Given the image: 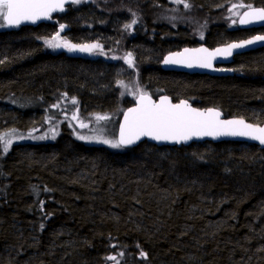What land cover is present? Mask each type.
<instances>
[{
	"label": "trees",
	"instance_id": "16d2710c",
	"mask_svg": "<svg viewBox=\"0 0 264 264\" xmlns=\"http://www.w3.org/2000/svg\"><path fill=\"white\" fill-rule=\"evenodd\" d=\"M185 2L190 7L176 0L99 2L104 11L128 18L119 28L108 27L118 38L104 50L106 58L151 57L155 31L163 56L207 33L209 45L237 39L229 31L237 16L229 9L247 2ZM81 10L87 43L95 41L91 29L97 24L117 22ZM154 24L161 28L152 29ZM44 26L0 29V136L12 140L7 152L0 142V264H264V150L234 143L118 150L100 142L107 138L98 129L48 125L58 100L73 97L84 109L102 110L115 97L91 59L45 52L39 41ZM124 29L128 35L121 39ZM134 68L127 66L147 82L141 93L191 89L202 106L221 105L233 117L237 102L264 101V85L237 90L236 77L210 81L206 89L201 83L183 86L155 65Z\"/></svg>",
	"mask_w": 264,
	"mask_h": 264
},
{
	"label": "snow or ice",
	"instance_id": "6c2138e0",
	"mask_svg": "<svg viewBox=\"0 0 264 264\" xmlns=\"http://www.w3.org/2000/svg\"><path fill=\"white\" fill-rule=\"evenodd\" d=\"M66 0H0V24L7 26H18L22 22L31 21L35 23L42 18H51V14L57 10L63 11ZM81 0H71V3L78 4ZM177 3H184V6L190 7L185 0H176ZM246 8L242 14L235 9ZM233 16L239 17L240 24H250L256 21H264V8H254L251 4L243 3L234 4L229 9ZM136 21L133 20V24ZM233 20V23H236ZM64 25H60L61 31ZM131 27V25H126ZM257 41H264V35L255 36L250 40L240 43L228 44L224 48H218L209 52L206 48L185 49L184 53L176 54V57H168L164 62L167 63H186L189 67L196 64L200 67H212V60L217 56H230L233 49L243 48L246 45L253 44ZM51 48L66 47L69 51L93 52L100 49L97 44L77 45L71 44L67 40L60 38L57 32L51 40L46 41ZM185 53H190L185 57ZM177 57H184L183 59ZM129 66H132L131 53L126 57ZM122 84V82H121ZM77 103L75 99L71 101ZM59 107V105H53ZM221 113L214 109L200 111L191 107L187 101L172 103L171 100L164 96L159 102H154L146 93H140L137 99V106L130 108L124 115V123L120 126L119 140L112 141L98 138L100 142L110 144L112 147L130 145L138 141L141 137H150L156 141H172L176 143L185 142L193 137L203 136H244L259 141L264 145V127L245 123L243 119L239 120H221ZM73 120L78 116L74 113ZM97 120H106L107 116H96ZM81 128L88 127L87 124L80 122ZM54 131V130H53ZM8 134L0 136V142L4 144V151L7 152L12 140L7 138ZM43 139V137H41ZM81 140L92 139V137L80 136ZM43 227V225L41 226ZM144 255V253H141ZM115 260L116 257H109Z\"/></svg>",
	"mask_w": 264,
	"mask_h": 264
},
{
	"label": "flooded vegetation",
	"instance_id": "af4514ba",
	"mask_svg": "<svg viewBox=\"0 0 264 264\" xmlns=\"http://www.w3.org/2000/svg\"><path fill=\"white\" fill-rule=\"evenodd\" d=\"M101 1H103V0H92L91 2H85L84 5L79 3L77 5L78 9H72V8H70V6L68 4V0H67L66 10L62 13L51 15V18H49V20L45 24H43V25H45L43 28V35L46 39L51 40L52 37L55 36L57 32H59L62 40H67L71 44H77V45L90 44V43H87L86 41H84V39L81 37V27H80V24L78 23L79 16L82 14L81 9L84 7L85 12H90L93 16L98 17V18H103L104 16L110 17L112 19L116 18L117 19V22H115V24L117 23L116 25L112 24L111 22H108V26H106L104 28H102L99 24H97L95 28L91 29V32H93V34L95 36L94 37L95 41L99 40L101 42L100 45L102 46V48L100 49V52L98 53L99 55L98 54L96 55L97 58L91 59V62L94 63L95 68H97L99 70H103V72L105 73V75H104L105 79H103V80H105L109 85L108 93L110 94V96L113 95L115 97V99L113 101V103H114L118 99L117 94L120 92L119 83L128 81L130 79V73L127 70L128 65L125 63L126 57H128V55H126L124 57V59H122V60H120V59H116V60L109 59L108 60L106 58L104 50L108 49L110 46L116 45V44H114V42L118 38V33L111 32L110 30H108V27L116 26L117 28H119L121 25L128 23V18L126 17V15L124 13L118 14V13H114V12L104 11L102 9V7L99 5V2H101ZM239 1H241V0H239ZM243 1L247 2L248 4H251L254 8H264V4H261V3L257 4L256 2H254V0H243ZM246 10H247L246 8L237 9V11L240 12L241 14ZM70 23L74 24V26H75L74 31L71 30V28L69 26ZM60 25L65 26L63 31H61ZM246 25L248 27H242V24L239 23V17L237 16V22H236L237 27L234 28L233 30H229L230 32L237 33V39L235 41L225 43V44H221V45H209L207 43V35H208V33H207L206 37L203 41H192V42H188V44H186V43L180 44V46L168 49V52L166 54H164V56H163V53L160 52V42H158V40L161 41V39L158 38L159 33H157L155 31L153 33V39L156 42L154 44L155 51L153 53H150L151 57H147L144 60H142V57H138V56H136V57L131 56V58H132L133 63L135 62L134 64L139 65V66H148V67H151L153 65L158 66L159 70L163 74H165L167 76L171 75L172 78H175L177 80V82L181 83V85H183V86H191L190 85L191 83H197V84L201 83L202 88L209 89V82L210 81L218 82V81H224L227 79H232L234 77L237 78V90L240 89L244 85H250V86H252V85H264V73H262L264 71H262V72L260 71L261 68L264 67V41H257V42H255V46L253 48H251L247 51L238 52L237 55L233 56L232 62L230 64L215 65V68L220 69V70H231L232 71L231 75L212 76V75H208V74H198V73L189 74V73L172 72V71L165 72L162 69V62H163V59L166 55L171 54V53L181 52L185 48L195 49L201 45L207 44L206 46L208 48L213 49V48L224 46V45H227L230 43H235V42L240 43V42H243L245 40H250L255 36L264 35V23H263V25L258 26V27H255V25H252V24H246ZM5 27L8 29H13L15 31H18L20 28H32V27H22V26L7 27L6 25H5ZM101 36H107L108 37L109 46H106L105 43L102 42V40L100 39ZM213 36L216 37V35H213ZM142 40L144 42L148 41V39L146 37V32L143 33ZM94 42H91V43H94ZM124 48H125V50H128V48H129L128 39H125ZM45 52L54 53V52H50L47 50H45ZM70 56H72V55H70ZM74 57H77V56H74ZM119 66H121L124 69L125 74H127V75L126 76L124 75L125 77L123 76L121 78H118V81H117L118 93H117L116 92V86L113 85L115 77L111 76V75H112V71L115 68H118ZM143 81L144 80L142 78L140 80V83L143 84ZM249 89H250V91H253L251 88H249ZM191 91H192L191 89L186 90L185 92H183L182 95H178L175 92L178 96L177 98L174 95H172L170 92H167V91H166L167 93L164 92L162 94L161 93L160 94L146 93V94H149L152 97L156 96V95H157V97L160 95H168L173 99L174 102H178V101H182V100L188 101L194 107L199 108V109H215V110H218L219 112H221L224 115L225 118L243 119L244 121H246L248 123L259 125V126H264V101L260 100L258 97L255 100V104L245 103V102H243V103L237 102V117H233L231 115H227L224 112V107H222L221 105L216 104V105L202 106L200 104L199 100L196 99V96L193 94H190ZM145 92H146V90H145ZM118 96H119V94H118ZM132 101H134V99L131 101L127 100V99L120 100V102L125 105L124 111L133 105V103L130 105V103ZM258 104L261 107H257ZM107 108H104L102 110H98V109H94V108L93 109L96 112H101ZM124 111L122 112V114L124 113ZM122 114H121V116H122ZM121 116H120V118H121ZM119 121H120V119H119ZM118 124H119V122H118ZM145 144H147V143H145ZM202 144H204V143H202ZM147 145H149V144H147ZM242 145H245V144H242Z\"/></svg>",
	"mask_w": 264,
	"mask_h": 264
},
{
	"label": "rangeland",
	"instance_id": "374dc122",
	"mask_svg": "<svg viewBox=\"0 0 264 264\" xmlns=\"http://www.w3.org/2000/svg\"><path fill=\"white\" fill-rule=\"evenodd\" d=\"M68 4H69L70 8L73 9L79 3L74 4V3H71V0H68ZM122 11H126V10L122 9ZM166 17H167V15L164 16V18H166ZM136 21H137L138 25H142V20L140 19L139 12H136ZM3 27H5V26L0 24V28H3ZM127 35H128V32L126 29H124L122 31V33L120 34L121 39H123ZM100 39L102 40L103 43H105L106 46H109V39L107 36H101ZM39 41L42 44V48L44 51L47 50L50 52H65L66 54H70L73 56H80V57L88 58V59L97 58L96 52H98L102 48V46L100 45L101 42L99 40H96L94 43H90V44H97L98 43L101 46L100 49H97L93 52H81L78 50L71 52L66 47L51 48L46 43V41H48V39L41 38ZM83 45H85V44H83ZM125 63L127 65H129L126 60H125ZM134 66H137V65L132 63V66H129L130 70L133 72L135 71ZM124 75L126 76L127 74H125V71L121 66H119L118 68H115L112 71L111 76L115 77L113 85L116 86V92L117 93H118V91H117L118 78H121ZM143 84L147 85V83L145 81H143ZM140 85H141L140 80H138L137 77H134L130 74V79L128 81L122 82V84H121V82L119 83L120 92L118 93L119 96L117 94L118 99L114 103H112L107 109H105L101 112H96L93 108L92 109H84L82 107L81 102H77V103L73 104L71 102L73 100V97H70V100H65L62 104L58 100L54 104H52V106H51V108H52L51 113H52V115L55 114L56 117L55 118L52 117L51 119H53L54 122H48V125H55V124L59 125V126L65 125L67 128L75 129V128H81L79 126V124L82 121L83 123L88 125V127L83 128V130L88 131V130H92V129H98L101 131V134H103L108 140L114 141V140H116V131H117L120 116L125 109V105L122 104L120 102V100L127 99V100L131 101V100L135 99L136 96L141 93L140 92L141 91ZM145 93L150 94L151 92H145ZM162 93H164V92H161V94ZM165 93H167V92H165ZM170 93L174 96H177L172 91H170ZM153 97L156 98L157 95L153 96ZM132 103H133V101L130 103V105ZM53 105H59V107H53ZM64 112L68 113V116L66 119L61 116ZM74 113L78 116L77 120L72 119V116ZM93 115L107 116L108 119L97 120L96 118L91 117ZM143 144H145V143H143ZM117 149L121 150L118 147H117Z\"/></svg>",
	"mask_w": 264,
	"mask_h": 264
},
{
	"label": "water",
	"instance_id": "95a60500",
	"mask_svg": "<svg viewBox=\"0 0 264 264\" xmlns=\"http://www.w3.org/2000/svg\"><path fill=\"white\" fill-rule=\"evenodd\" d=\"M66 6H67V0L65 2L64 5V10L63 11H55L53 12L51 15L53 14H58V13H62L66 10ZM49 20V18H42L40 20H37L35 23L31 22V21H25L22 22L20 25L18 26H22V27H32V28H37L40 25L45 24L47 21ZM264 21H256L253 23H250L252 25H255V27L261 26L263 25ZM7 26V25H6ZM7 27H17V26H7ZM242 27H248L246 24H242ZM237 43V42H235ZM232 44V43H230ZM228 45V44H227ZM227 45L224 46H220V47H216L213 49L208 48L206 45H201L195 49H200V48H206L208 49L209 52L215 51L218 48H224ZM255 46V43L250 44V45H246L243 48H238V49H233L232 54L230 56H217L216 58H214L212 60V67L210 68H205V67H200L196 64H193L192 67H189L186 63H165L164 61L168 58V57H176V54L178 53H184L185 49H189V48H185L183 49L181 52H176V53H171L168 54L164 57L163 62H162V69L165 72L168 71H172V72H181V73H189V74H193V73H198V74H208V75H212V76H227V75H231L232 71L231 70H220L215 68V65H227L230 64L232 62V58L233 56L237 55L238 52H243V51H247L251 48H253ZM189 50H193V49H189ZM190 53H185V57L189 56ZM177 58H181L183 59L184 57H177ZM139 95V94H138ZM138 95L136 96V98L133 101V105L129 108H127L124 113L122 114L118 127H117V131H116V140H119L120 137V126L124 123V115L127 112L128 109L130 108H134L137 106V99H138ZM148 96H150L152 98V100L154 102H159V100L164 97L167 96L172 103L176 104L179 103L178 102H174L173 99L168 96V95H160L156 98H153L151 95L147 94ZM184 101V100H183ZM187 103L189 105H191V107L198 109L200 111H207L208 109H199L194 107L191 103H189L187 101ZM215 110V109H214ZM218 111V110H217ZM221 113V112H220ZM221 120H239V119H233V118H225L224 115L221 113L220 116ZM245 123H248L245 121ZM251 124V123H249ZM255 125V124H253ZM259 126V125H257ZM260 127H264V126H260ZM143 143H147L149 145H152L156 148H169V149H173V148H177L180 149L182 147H190L193 144H202V143H211V144H221V143H235V144H245V145H250V146H255L258 147L261 150H264V145L260 144L259 141L257 140H253L249 137H244V136H230V135H222V136H203V137H193L192 139L185 141V142H180V143H176V142H172V141H156L151 139L150 137H141L138 141H136L133 144L130 145H122L120 146L121 148H128V149H135L137 148L139 145L143 144Z\"/></svg>",
	"mask_w": 264,
	"mask_h": 264
},
{
	"label": "bare ground",
	"instance_id": "6f19581e",
	"mask_svg": "<svg viewBox=\"0 0 264 264\" xmlns=\"http://www.w3.org/2000/svg\"><path fill=\"white\" fill-rule=\"evenodd\" d=\"M161 27H160V25L159 24H154L153 26H152V29H154V30H158V29H160Z\"/></svg>",
	"mask_w": 264,
	"mask_h": 264
}]
</instances>
